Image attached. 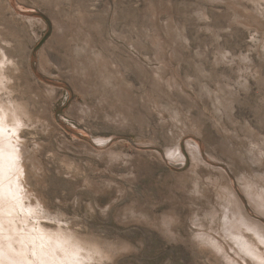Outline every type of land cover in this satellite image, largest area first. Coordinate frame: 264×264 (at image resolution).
Masks as SVG:
<instances>
[{"label":"rangeland","instance_id":"obj_1","mask_svg":"<svg viewBox=\"0 0 264 264\" xmlns=\"http://www.w3.org/2000/svg\"><path fill=\"white\" fill-rule=\"evenodd\" d=\"M0 55L76 264H264V0H0Z\"/></svg>","mask_w":264,"mask_h":264},{"label":"bare ground","instance_id":"obj_2","mask_svg":"<svg viewBox=\"0 0 264 264\" xmlns=\"http://www.w3.org/2000/svg\"><path fill=\"white\" fill-rule=\"evenodd\" d=\"M4 67L7 68L0 55V92L6 87ZM24 114L16 102L0 99V264H76L78 256H92L94 249L61 230L48 231L28 222L26 197L8 173L9 168L20 173V155L15 145L18 127L25 122Z\"/></svg>","mask_w":264,"mask_h":264}]
</instances>
